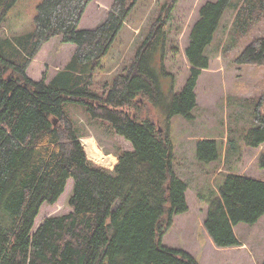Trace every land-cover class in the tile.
<instances>
[{
	"label": "trees",
	"instance_id": "obj_1",
	"mask_svg": "<svg viewBox=\"0 0 264 264\" xmlns=\"http://www.w3.org/2000/svg\"><path fill=\"white\" fill-rule=\"evenodd\" d=\"M91 1L42 0L31 33L0 35V264H198L188 251L161 241L174 215L188 209L187 184L173 170L170 129L159 130L139 110L151 104L168 119L177 114L191 118L198 77L209 66L204 50L230 0H209L200 7L185 48L188 77L180 92L172 89L168 95L154 71L159 59L160 72L167 73L162 57L171 6L153 19L130 63L97 92L91 87L93 74L137 0H113L100 25L80 30ZM262 1L245 2L239 9L242 28L260 18ZM16 2L0 0V20ZM56 36L76 46L69 63L48 82L45 74L37 81L27 77L28 63ZM235 61L264 66V37L251 40ZM70 102L108 121L130 142L132 149L117 153L112 169L87 159L63 108ZM263 102L264 92L254 106L256 126L242 138L244 146L264 143ZM216 146L215 140H200L199 160L217 159ZM258 159L264 168V157ZM224 175L218 194L206 199L203 221L219 248L241 245L235 224H254L264 215V180L234 171ZM68 179L73 182L72 211L42 219L33 231L39 206L54 203Z\"/></svg>",
	"mask_w": 264,
	"mask_h": 264
},
{
	"label": "rangeland",
	"instance_id": "obj_2",
	"mask_svg": "<svg viewBox=\"0 0 264 264\" xmlns=\"http://www.w3.org/2000/svg\"><path fill=\"white\" fill-rule=\"evenodd\" d=\"M41 1L17 0L6 12L5 19L0 20V35L11 37L31 33L35 11ZM112 1L92 0L80 20V30L100 25L107 18ZM206 1L209 0H137L109 47L108 54L93 74L91 87L101 92L105 82L122 72L123 66L134 58L137 46L147 34L153 19L163 9L171 6L165 53L162 57L167 73L160 72L162 68L159 59L154 72L163 94L168 95L172 89L174 93L180 92L190 68L185 58L189 31L199 17L200 7ZM252 1L230 0L221 16L213 39L204 50L210 61L208 68L198 77L195 87L197 104L191 109V118L177 114L168 119L163 111L151 104H146L139 110L144 116L152 117L161 130L170 129L174 144L173 170L187 184L188 209L174 215L172 225L161 241L166 246L187 250L198 264L264 262V215L254 224H235L234 231L241 241V245L235 247L215 246L203 227L208 207L204 202L218 194V186L223 183L224 173L234 171L264 180V168L260 167L258 159L260 156L264 157V143L257 147L241 143L245 133L256 126L254 106L264 92V66L238 64L235 61L251 40L264 37V1L262 10L258 13L260 18L250 27V22L243 28L237 23L239 9L244 10L246 3L251 4L249 2ZM166 11L162 12V16ZM244 30L248 31L243 33ZM75 48L72 43H63L59 36L50 39L28 63L27 77L37 81L45 74L48 82L69 63ZM139 101L142 103V99ZM261 107L264 110V102ZM63 108L78 131L85 153L86 139H92L102 154L92 158L86 153L91 163L112 169L117 153L132 149L130 142L117 135L108 121L93 118L84 106L70 102L64 104ZM203 139L216 141L219 153L217 159L199 160L196 148ZM72 184V180L68 179L63 192L54 203L39 206L33 231L42 219L72 211L69 206Z\"/></svg>",
	"mask_w": 264,
	"mask_h": 264
},
{
	"label": "bare ground",
	"instance_id": "obj_3",
	"mask_svg": "<svg viewBox=\"0 0 264 264\" xmlns=\"http://www.w3.org/2000/svg\"><path fill=\"white\" fill-rule=\"evenodd\" d=\"M85 146L87 150L86 153H88V155L91 156L92 158L102 156V154L97 149L96 144L94 143V140L86 139Z\"/></svg>",
	"mask_w": 264,
	"mask_h": 264
},
{
	"label": "crops",
	"instance_id": "obj_4",
	"mask_svg": "<svg viewBox=\"0 0 264 264\" xmlns=\"http://www.w3.org/2000/svg\"><path fill=\"white\" fill-rule=\"evenodd\" d=\"M81 22H82V21H81ZM79 23H80V22H79ZM80 24H81V23H80ZM209 61H210V60H209ZM205 69H207V68H205ZM201 70L204 71V69H201ZM202 71H201V72H202ZM186 192H187V189H186ZM185 194H186V193H185ZM186 200H187V198H186ZM186 200H185V201H186ZM204 204L207 206V202H204ZM187 205H188V203H187ZM206 206H205V208H206ZM207 208H208V207H207ZM205 215H206V214H205ZM204 218H205V217H204ZM203 221H204V219H203ZM234 227H235V226H234ZM186 251H187V250H186Z\"/></svg>",
	"mask_w": 264,
	"mask_h": 264
},
{
	"label": "water",
	"instance_id": "obj_5",
	"mask_svg": "<svg viewBox=\"0 0 264 264\" xmlns=\"http://www.w3.org/2000/svg\"><path fill=\"white\" fill-rule=\"evenodd\" d=\"M55 123V122H54ZM159 130H161V128H159ZM81 141V140H80ZM82 143V142H81ZM116 161H117V159H116ZM116 161H115V163H116ZM114 166V165H113ZM113 166H112V168H113Z\"/></svg>",
	"mask_w": 264,
	"mask_h": 264
}]
</instances>
